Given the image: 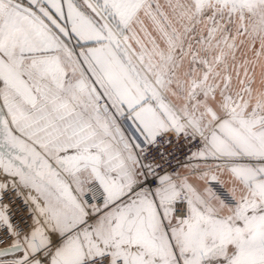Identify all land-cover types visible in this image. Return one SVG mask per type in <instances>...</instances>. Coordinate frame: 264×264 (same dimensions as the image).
Returning a JSON list of instances; mask_svg holds the SVG:
<instances>
[{"label":"snow or ice","instance_id":"6c2138e0","mask_svg":"<svg viewBox=\"0 0 264 264\" xmlns=\"http://www.w3.org/2000/svg\"><path fill=\"white\" fill-rule=\"evenodd\" d=\"M0 264H264V0H0Z\"/></svg>","mask_w":264,"mask_h":264}]
</instances>
